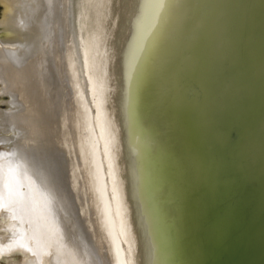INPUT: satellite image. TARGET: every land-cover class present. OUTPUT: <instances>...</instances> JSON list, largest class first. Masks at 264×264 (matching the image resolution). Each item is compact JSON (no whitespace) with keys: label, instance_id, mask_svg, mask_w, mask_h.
Listing matches in <instances>:
<instances>
[{"label":"bare ground","instance_id":"1","mask_svg":"<svg viewBox=\"0 0 264 264\" xmlns=\"http://www.w3.org/2000/svg\"><path fill=\"white\" fill-rule=\"evenodd\" d=\"M0 1V261L22 252L31 264L167 262L182 174L214 195L213 223L227 233L225 209L233 215L243 192L235 171L253 181L226 132L250 125L264 102L241 50L254 0ZM161 157L172 189L162 198Z\"/></svg>","mask_w":264,"mask_h":264},{"label":"water","instance_id":"2","mask_svg":"<svg viewBox=\"0 0 264 264\" xmlns=\"http://www.w3.org/2000/svg\"><path fill=\"white\" fill-rule=\"evenodd\" d=\"M3 7L4 5L0 1V16ZM245 20L247 22L245 23L246 29L241 39L242 54L245 62L247 61L249 65L251 74L253 73L256 77L264 80V0L253 1V10ZM0 96L5 97L3 94H0ZM255 100L260 101L259 98ZM263 103V101H260L258 107L256 106L255 115L252 117L250 125L241 126L238 129V133L233 131L232 127L229 134V130L226 132L227 140L231 145L234 144L231 143L232 140H234L233 142L237 141V139L241 141V144L234 146L235 155H239L236 157L242 164V172L249 174V178H252L251 180L253 181L251 185H248L245 181L240 182L241 178L238 177L239 181L237 182L238 172L240 171L239 169L235 171L233 182L236 185L239 184L243 192L240 194L239 200L236 199L237 197L234 198V207L233 204L231 205L232 207L230 206L231 209H235L234 214L229 215V218H225V214L228 212V207H226L224 217H222L223 215L221 216L226 224L227 233H218L216 231L217 224L214 225L213 223L216 203L214 204L210 201L212 199L215 202L214 195L209 194L208 196L206 192L209 190L198 194L197 187L194 189L191 179H185L183 174L180 175L181 177L176 176L180 190L176 189L178 195H176L175 199L171 196V203L176 205L179 212L177 217L172 214L173 222L169 226H165L167 230H170V238H166L162 243L167 249V262L162 264H222L221 261L225 262L226 259L230 264H264V136H262L263 133L262 135H256L259 133L258 127L264 125ZM160 112L164 116H170L163 106ZM186 116L188 114L184 115L185 118ZM181 117L180 120L182 119ZM178 122L180 121L178 120ZM238 134L239 136H237ZM237 150H240V153ZM166 158L169 161V158L174 157L169 155ZM161 161L162 157L159 159L158 165L156 164L159 180H157V185L155 186H159L158 191H160L158 193L162 198L165 195L162 186L168 185V189H172L169 184L171 182L166 177V171H163V163ZM250 161L252 162L251 168L248 167ZM164 165L166 169L167 164L165 163ZM178 165L181 166V163ZM187 169L190 174V169ZM160 170L165 174L163 179L160 175ZM167 176H169L168 171ZM172 177L171 181H176ZM248 190L249 192H247ZM202 196H204V199L201 198ZM181 207H183V211L180 210ZM191 207H193V210ZM184 208L192 210V214L189 217L186 215V211L184 212ZM195 211L196 214H194ZM168 218H171L170 214L165 216V219ZM199 226L209 232V237L206 240H202L199 237ZM226 238L229 240L225 245L228 249L224 247V253H222V250L220 253L219 251L216 252L220 244L224 246Z\"/></svg>","mask_w":264,"mask_h":264},{"label":"rangeland","instance_id":"3","mask_svg":"<svg viewBox=\"0 0 264 264\" xmlns=\"http://www.w3.org/2000/svg\"><path fill=\"white\" fill-rule=\"evenodd\" d=\"M145 31L150 32L151 29L149 30V28H147ZM135 41H136V39H135ZM133 44H134L133 45V50H134L135 48H137V42H134ZM89 63H90L89 65L91 66V61H89ZM71 124H72V128L74 129V134H73L74 135V141H75V144L77 146V145H79V140L81 138V134H80L79 126H78V124H77V122H76L74 117H72ZM0 146H1L0 147V152H2L3 150H8L9 149V147H7L6 145H3V146L0 145ZM103 174H104L105 184L107 183L106 187H107V193H108V182L106 181L107 171H106V167L104 165H103ZM7 221H8L7 216L5 215V213L1 212L0 213V237L2 235L3 239L9 238V234L5 230ZM0 264H31V257H28V255L26 253L15 252V253L10 254L5 259L1 260ZM44 264H50L49 260H45Z\"/></svg>","mask_w":264,"mask_h":264}]
</instances>
